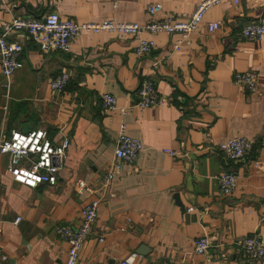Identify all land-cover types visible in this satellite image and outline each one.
<instances>
[{
    "label": "crops",
    "instance_id": "crops-1",
    "mask_svg": "<svg viewBox=\"0 0 264 264\" xmlns=\"http://www.w3.org/2000/svg\"><path fill=\"white\" fill-rule=\"evenodd\" d=\"M201 1L0 0V33L16 16L42 19L54 11L79 23H144L150 4L161 2L165 13L185 17ZM212 21L221 26L210 33ZM251 23L264 25V0H223L178 48L180 36L167 33L142 34L155 42L144 55L136 51L140 37L117 32L83 31L68 52H44L28 37L9 87L0 62V142L14 130L36 128H45L53 142L70 139L56 185L15 182L9 155H0V264H64L69 243L57 229L79 226L95 197L99 215L78 264H122L128 258L133 264H264L249 260L239 244L253 235L264 242V37L241 35ZM248 70L257 73V92L233 80L236 71ZM62 71L71 79L55 91L51 81ZM145 77L167 103L137 104ZM105 92L117 98L118 108L102 110ZM123 121L143 150L133 165L116 169ZM232 137L251 139L254 147L229 165L218 145ZM224 169L238 176L230 195L221 192ZM202 236L214 246L198 254L194 242Z\"/></svg>",
    "mask_w": 264,
    "mask_h": 264
},
{
    "label": "built area",
    "instance_id": "built-area-1",
    "mask_svg": "<svg viewBox=\"0 0 264 264\" xmlns=\"http://www.w3.org/2000/svg\"><path fill=\"white\" fill-rule=\"evenodd\" d=\"M222 1L202 0L196 5L194 11L185 17L165 13L161 2L153 3L147 8L150 18L144 23L115 20L79 23L73 19L63 18L58 12L54 11L42 19L16 16L2 26L0 33V62L6 85L8 87L11 85L15 70L22 66L20 56L25 46L24 40L28 37L36 40L44 52L53 50L68 52L71 50L73 40L83 31L117 32L140 37L136 51L138 54L144 55L152 51L155 42L142 38V34L167 33L169 35H179L180 40L175 44V48H178L183 40L199 29L208 10ZM231 1L235 4L240 2V0ZM220 26V21L207 23L210 33L217 31ZM10 35H14V38L9 39ZM241 35L244 38L261 40L264 37V25L251 23L242 29ZM70 79V73L62 71L52 79L51 88L55 91H63ZM233 80L237 85L244 86L250 92L259 90V81L255 71H236ZM138 93L140 98L137 104L143 108L159 106L168 102L167 99L161 96L154 80L150 77L143 79ZM100 104L105 112L119 107L117 98L107 92L101 95ZM126 110V107L120 108L123 115L126 114ZM69 145L70 139L66 136L58 142H53L45 128H36L29 131L14 130L9 137L1 140L0 155H9L8 171L15 182L32 188L40 184L56 185L58 171L61 168L62 160L66 158ZM253 147L254 142L251 139L232 137L220 142L218 150L226 164L230 165L233 162L237 163L244 160L251 153ZM142 150V140L131 136L127 131L126 122L123 121L120 125L115 149V156L117 159L122 160V163H117L116 169L133 165ZM167 151L172 155L177 154L175 150ZM113 178L114 171H111L108 173L107 182H111ZM218 178L221 192L224 195H230L237 186V174L232 170L224 169ZM99 209L100 198H92L82 210V221L79 226L61 225L57 229L61 238L69 243L67 259L64 264H78L80 250L95 226ZM188 210H194V207H189ZM20 219V217L17 218L16 222H19ZM239 244L249 260L264 262V242L261 236H246L240 240ZM213 246L214 242L210 237L202 236L195 240L193 251L203 254ZM122 264H133L132 259H126ZM163 264H183V262L167 260Z\"/></svg>",
    "mask_w": 264,
    "mask_h": 264
},
{
    "label": "water",
    "instance_id": "water-1",
    "mask_svg": "<svg viewBox=\"0 0 264 264\" xmlns=\"http://www.w3.org/2000/svg\"><path fill=\"white\" fill-rule=\"evenodd\" d=\"M26 131H28V130H26ZM177 197H179L178 194H177Z\"/></svg>",
    "mask_w": 264,
    "mask_h": 264
}]
</instances>
